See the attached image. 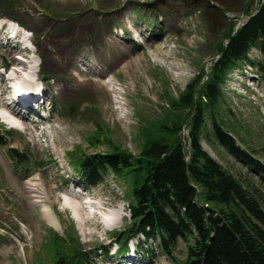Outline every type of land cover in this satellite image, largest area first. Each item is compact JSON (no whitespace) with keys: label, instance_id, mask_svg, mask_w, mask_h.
Returning <instances> with one entry per match:
<instances>
[{"label":"rangeland","instance_id":"rangeland-1","mask_svg":"<svg viewBox=\"0 0 264 264\" xmlns=\"http://www.w3.org/2000/svg\"><path fill=\"white\" fill-rule=\"evenodd\" d=\"M12 1L13 14L20 19L32 20L36 45L49 55L46 68L43 66L51 76V80L46 79L48 97L55 95L63 84L66 91L64 99L53 97L46 103L53 120L44 122L47 130L44 132L41 126L36 131L30 130L26 121L22 128L25 131L4 123L10 122L2 115L12 118L13 113L2 105L0 93L3 120L0 119V123L13 130L10 135H2L7 145L0 144V264H30L36 260V252L41 249L46 234L44 224L52 226L43 217L44 205L54 209L63 234L71 230L72 224L76 226L82 243L93 251L98 264H120L122 261V264H130L136 256L139 264H175L156 239L144 237L137 249L146 256L135 251L134 257L129 254L133 259L125 260L117 255L115 240L109 234L124 227L127 221L124 186L112 175L98 186L86 185L68 163L66 152L78 144L91 152L83 136L94 129L95 118L113 130L112 137L118 144L137 154L143 142L140 126L146 123L145 119L161 118L169 97H177L201 69L210 70L215 57L212 46L222 39L224 29L240 18L241 22L249 10L253 12L259 7L260 1L225 0L223 4L211 0L217 8H222L217 11L218 21L214 17L207 21L204 12L213 15L214 11L207 10L206 1L202 0L198 5L193 0ZM152 1L155 9L151 6ZM144 4L151 7L145 9ZM154 11L160 12L161 19L151 25ZM146 13V19H140ZM2 25L7 24L3 22ZM155 25L161 29L159 33ZM11 28L7 26L8 30ZM8 32L4 31L5 34ZM17 37L24 44L21 32ZM86 48L88 53L83 52ZM17 53L10 44L0 46V55L9 57V60ZM249 54L251 58L261 59L258 50H250ZM113 56L122 61L109 73ZM32 64L29 59L27 68ZM69 71L77 79L91 77L95 83H80ZM101 71H106V75H99ZM34 75L30 76L33 80L31 86L37 79V74ZM60 75H64V81H57ZM256 77V72L247 63L230 71L223 88L221 117L239 143L264 163V85L260 80L254 88L246 87L245 83L255 79L256 84ZM0 87L3 88L1 83ZM53 103L64 111L72 106L73 109L67 117H62L54 112ZM87 107L94 110L86 113ZM4 111L8 114L5 115ZM202 144L264 203L262 176L216 142L211 131L203 134ZM10 146L28 152L33 162L45 160L46 167L24 172L9 158L7 148ZM49 158L52 161H48ZM73 193L104 201L81 196L83 202L91 203L83 209L77 206L75 211L68 206L69 202L81 201ZM97 202H105L106 207H99ZM120 205L124 206L125 220L118 225L116 210L123 212ZM133 243L136 245L137 240L134 239ZM102 244L111 251L107 257L94 251ZM174 255L178 260L185 258L183 241L175 248Z\"/></svg>","mask_w":264,"mask_h":264},{"label":"trees","instance_id":"trees-1","mask_svg":"<svg viewBox=\"0 0 264 264\" xmlns=\"http://www.w3.org/2000/svg\"><path fill=\"white\" fill-rule=\"evenodd\" d=\"M193 1L198 5L201 0ZM202 1H206L207 10L214 11L213 15L204 12L207 21L210 17L218 21L217 11L222 8H217L212 1L223 3L225 0ZM11 7L12 0H0V8ZM49 7L53 9L51 4ZM157 16L153 19H158ZM3 17L19 21L27 29L34 27L32 20L20 19L17 14L0 11V18ZM253 45L260 46L263 59L250 62L257 67L264 82V4L238 29L234 30V23L224 29L222 39L212 46L218 57L210 70L201 69L177 97H169L161 118L145 119L146 123L141 126L143 142L137 155L116 144L100 122L96 123L95 132L88 135L89 146L107 144L108 148L91 154L77 149L70 154V161L81 178L99 183L112 173L128 187L132 197L131 223L112 232L120 249L125 250L129 238L139 232L147 236L158 232L162 248L173 261L181 264H264V203L201 145L202 133L210 126L216 139L264 176V165L242 150L218 120L223 85L229 72L247 61ZM83 52L88 53L89 49ZM36 53L41 58L39 75L42 78L41 70L43 66L46 68L49 55L39 48ZM120 61L113 56L109 73ZM99 73L106 75V71ZM72 78L80 83H95L91 77L77 79L74 75ZM57 81H64V75L58 76ZM44 83L47 85V81ZM65 91L63 84L56 97L62 99ZM185 123L191 140L188 162L181 139ZM10 152L13 157L24 155H19L16 149ZM50 234L44 243L50 257L47 264H96L74 225L67 237L54 230ZM180 241L186 246L182 260L174 256ZM101 250L109 255L105 246ZM39 259L45 257L40 255Z\"/></svg>","mask_w":264,"mask_h":264},{"label":"bare ground","instance_id":"bare-ground-1","mask_svg":"<svg viewBox=\"0 0 264 264\" xmlns=\"http://www.w3.org/2000/svg\"><path fill=\"white\" fill-rule=\"evenodd\" d=\"M1 22L3 23L4 21L3 20H1ZM2 27H0V33H2V32H4L5 30H4V28H5V26L4 25H1ZM236 33V32H235ZM17 36V35H16ZM19 42H20V44L21 45H23V42L21 41V40H19ZM35 51H36V49H34ZM38 55V54H37ZM38 57L40 58V56L38 55ZM27 61H29V59L27 60ZM27 61H24V60H20V59H18L17 58V56L16 55H13L12 57H11V61L9 62V61H7V65H12V64H17V65H19L20 67L19 68H17V69H12V74L13 75H15L16 77H18V78H20V79H22L23 80V83L27 86V87H31V83L33 82V80H32V78L30 77V76H33L34 75V72L32 71V70H28L27 69V65H26V63H27ZM32 61V60H31ZM40 61H41V58H40ZM254 61V60H253ZM38 67H40V63L37 65ZM30 68H34V64H32L31 65V67ZM25 69V71H23ZM39 70H40V68H39ZM39 70H38V75H39ZM23 72H24V74L25 75H23ZM98 74H100V73H98ZM40 76V75H39ZM38 77V76H37ZM41 78V77H40ZM2 94V93H1ZM11 99L13 100V102H15L16 101V99L15 98H13V97H11ZM26 100V98L24 97V96H22V98L20 99V100ZM2 105L4 106V108H6V109H8L9 111H11L12 113H13V115H12V118H8V117H6V116H4V115H2V117H4V119L5 120H7L8 122H10V123H16V119H14V117L13 116H15L16 115V113H15V111H14V109H12L11 107H10V104H9V102H7V101H5L4 99H2ZM20 123L22 124V128H24L25 127V125L26 124H24L25 123V121L24 120H22V121H20ZM33 190H38L37 188H35V187H33ZM73 195H74V197H77V198H79L80 199V201L81 202H73V201H70L69 202V207L71 208L72 207V209H74L75 211H77V206H80L81 207V209H83L85 206H88V205H90V203L91 202H83L82 201V195L81 194H78V193H73ZM35 196H39V197H41L40 195H35ZM40 201H42V199H39ZM98 203V206L99 207H101L102 206V204H103V202H97ZM116 213L117 214H119V221H118V225L119 224H121V223H123V221H124V215H123V212L122 213H120V210L119 209H117L116 210ZM43 217L46 219V221L48 222V223H50L53 227H55L56 229H58V230H61V225H60V223H59V221H58V218H57V216L55 215V213H54V211L52 210V208L50 207H48L47 205H44V207H43ZM108 219V218H107ZM80 222H82V219L80 218Z\"/></svg>","mask_w":264,"mask_h":264}]
</instances>
